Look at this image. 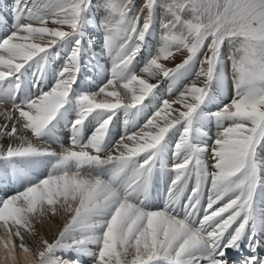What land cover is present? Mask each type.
Wrapping results in <instances>:
<instances>
[{"label": "snow or ice", "instance_id": "6c2138e0", "mask_svg": "<svg viewBox=\"0 0 264 264\" xmlns=\"http://www.w3.org/2000/svg\"><path fill=\"white\" fill-rule=\"evenodd\" d=\"M0 3V264H264V0Z\"/></svg>", "mask_w": 264, "mask_h": 264}, {"label": "bare ground", "instance_id": "6f19581e", "mask_svg": "<svg viewBox=\"0 0 264 264\" xmlns=\"http://www.w3.org/2000/svg\"><path fill=\"white\" fill-rule=\"evenodd\" d=\"M139 2H141V0H138V3H139ZM6 3H7L8 5H11L12 0H6ZM0 4H1L2 6H4V4H2V3H0ZM99 15H102V13L99 14ZM0 34H2V32H0ZM94 35H97L96 44L98 45V43H99V37H98V34H95V33H94ZM97 48H99V45L97 46ZM179 59H180V57L178 56L176 62H179ZM170 66H171V65H170ZM167 88H168V82L165 81V82H163V83L161 84L160 88L158 89L159 95H160L161 97H164V98L167 97ZM229 92H230V90H229ZM212 131H213V133H215V127H213ZM9 190H10V189H9ZM12 190H13V189H12ZM163 195H164V183H163V181H161V182H160V185H159V200H160L161 203H162V200H163ZM58 230H59V229H58V226H57V225H56V226L53 225V226H51V227L45 225V226H43V227L41 228V232L44 233L45 236H46V238L49 239L50 241L55 237V235H56V233H57ZM17 255H18V264H22V260H21V258H20V254L17 253Z\"/></svg>", "mask_w": 264, "mask_h": 264}, {"label": "rangeland", "instance_id": "374dc122", "mask_svg": "<svg viewBox=\"0 0 264 264\" xmlns=\"http://www.w3.org/2000/svg\"><path fill=\"white\" fill-rule=\"evenodd\" d=\"M0 9H3L4 10V12L5 13H7V8H4V6H2L1 4H0ZM98 18H99V15H98ZM99 43H100V41H99ZM99 43H98V45H99ZM97 45V46H98ZM230 84H229V90H230ZM229 94H230V92H229ZM10 189V190H9ZM9 192H11L12 191V188L11 187H9L8 189H7ZM163 201V200H162ZM61 223H62V221H60L59 219H57L55 222H54V224L53 225H57L58 226V229L60 228V226H61ZM43 235H45L44 233H42Z\"/></svg>", "mask_w": 264, "mask_h": 264}]
</instances>
